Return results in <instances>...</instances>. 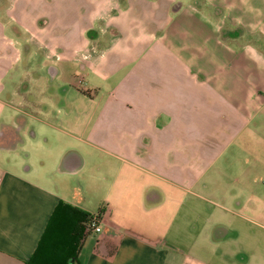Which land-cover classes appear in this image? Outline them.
<instances>
[{"label": "crops", "instance_id": "1", "mask_svg": "<svg viewBox=\"0 0 264 264\" xmlns=\"http://www.w3.org/2000/svg\"><path fill=\"white\" fill-rule=\"evenodd\" d=\"M0 140V264H264V0H0Z\"/></svg>", "mask_w": 264, "mask_h": 264}, {"label": "trees", "instance_id": "2", "mask_svg": "<svg viewBox=\"0 0 264 264\" xmlns=\"http://www.w3.org/2000/svg\"><path fill=\"white\" fill-rule=\"evenodd\" d=\"M89 216L70 204L59 202L27 264H79L76 256L80 240L89 227Z\"/></svg>", "mask_w": 264, "mask_h": 264}, {"label": "built area", "instance_id": "3", "mask_svg": "<svg viewBox=\"0 0 264 264\" xmlns=\"http://www.w3.org/2000/svg\"><path fill=\"white\" fill-rule=\"evenodd\" d=\"M263 184H264V180H263ZM99 213H95V214H90L89 216V227L87 228L86 231H94V232H100L101 231V227L99 224Z\"/></svg>", "mask_w": 264, "mask_h": 264}]
</instances>
